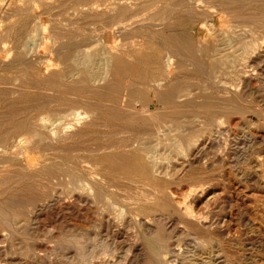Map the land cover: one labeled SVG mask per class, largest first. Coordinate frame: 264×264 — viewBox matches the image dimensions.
Wrapping results in <instances>:
<instances>
[{
	"label": "bare ground",
	"instance_id": "1",
	"mask_svg": "<svg viewBox=\"0 0 264 264\" xmlns=\"http://www.w3.org/2000/svg\"><path fill=\"white\" fill-rule=\"evenodd\" d=\"M56 1L60 2L61 0H15L16 3H31L30 8L34 3H53ZM144 1L142 3H146ZM168 1L171 2L168 3ZM136 2L134 0H115L113 3H125V6H128V3ZM160 5L162 8L164 7L163 13L158 10ZM114 6L116 10H120V4ZM133 6L130 7L133 9ZM149 7L154 10L151 12L153 14L149 18V23L146 22L149 26V29L146 30L149 37L140 41L139 44L149 43L152 48L159 49L160 54L156 56L152 54L153 58L150 65L145 64L144 56L136 55L135 64L127 58L121 57L120 48H117L118 43L115 45H109L107 41L102 42L103 44L99 43L101 45L99 50L97 49L99 44L89 46L83 42L76 46L82 63L98 65L101 70L93 73L89 80L80 71H74L70 75L71 82L66 86L57 83L55 77H61V75L57 71L50 72V69L55 67L52 66L55 59L53 55L59 58L60 63H64L69 55L67 50L72 49L75 44L72 42L73 40H64L65 36L62 35V43L57 46V41L55 42L54 38V26L45 24L39 15L36 16L38 18L37 24L41 30L37 31L38 33H35L34 36L27 34L31 36L27 47L34 52L36 56L34 59L50 66L45 73L39 74L40 87L45 90L50 98L41 106L51 104L64 97L57 94L61 85L68 88L74 99L75 96L79 95L83 85L86 84L89 88L88 91H85L97 96L98 99H90L88 96L80 104L78 103L79 100H71L78 105H70L66 110H57L55 116L40 114L37 123L28 121L24 116V119L21 120L22 123L19 124V133L15 135L17 147L15 146L14 154L7 152L6 139H0V164L7 161L11 162L10 165H3V168L0 169V257H3L1 259L4 261H0V264H7L16 254V251H13V246L21 240V225L23 223H26L28 231L36 235L41 216L43 217L48 213L53 214L67 205L72 206L74 212L71 213L69 226L62 231L58 230L63 235L61 237L63 245L60 243L50 249L46 248L43 254L46 261L52 262L56 258L69 254V259H67L69 264H88L94 261L95 257L97 259L94 264H235L227 252L225 247L227 244L224 245L217 236H213L214 232H211L213 226L220 225L221 222L224 224L223 218L226 215L221 211L219 216H214L212 211H207V208H204L205 211L199 210L198 204L200 200L206 197L207 190H209L207 188L211 186L206 187L204 185L208 180L200 183L199 179L198 184L194 182V185L190 184L191 186L186 190L185 188L180 190L182 187L173 190L171 181L167 179L173 168L181 167L185 170V175L186 172L189 173L192 172V169H196L197 165L204 167L210 164L211 167L212 162H218L221 166H229L236 176L244 177L250 167H259L264 163L262 159L264 148H260L261 142L253 131L254 126L256 129H264V108L258 110L257 115L252 113L255 116H250L253 109L251 110L242 96L243 91L250 87V82L254 79L264 82V0H177V3L173 0H153ZM244 7H248L249 11L242 12L241 9ZM51 8L54 7L51 6ZM254 9L258 12L254 13ZM251 10L253 11L250 12ZM15 13L18 14V12ZM90 15L92 14L90 13ZM124 15L122 13L116 15L113 24L123 23ZM182 16H186L193 23L200 22L201 28L206 29L216 37L219 44L214 46L213 43L198 38L193 31L188 30L183 25V22L179 21ZM242 17L248 18L253 27L248 30L247 27L245 29L239 27L238 19ZM2 21L0 19V55L2 52L10 54L13 50V47L6 45L8 42H5L4 36L9 28L5 27ZM135 22L137 21L135 20ZM260 28L263 29L262 32L259 31ZM112 29H114V33L120 35L129 30L126 24L120 25V28L113 27ZM257 30L263 33L262 37L253 35L257 33ZM130 43L132 44V41ZM212 46L217 48L215 50H220L225 74L230 76L231 85H226L224 81L226 78L224 80L213 79V71L210 66L213 67L214 65L206 56L212 51ZM43 50H46V53H43ZM138 50L145 51L140 47ZM98 54L100 57H96L94 60L93 58ZM12 61H9L8 58L0 59L2 64H8ZM139 66L142 69L137 70L136 68ZM194 79L196 81L201 79L205 82L202 87L203 91L196 90V86L192 82ZM251 90L254 95V89ZM11 93L22 97L24 94L23 85L14 86L11 88ZM0 106L1 108L4 107L1 103ZM14 108L16 107L14 106ZM23 111L25 110L20 109V112ZM233 113L244 115L245 126L242 127L244 130L239 134L230 131L229 126ZM17 114L13 111L10 113L0 112V126L3 125L4 127V124L9 121L8 118L11 117L12 119ZM94 124L101 125L103 136L99 134L102 136V141L86 149L90 152L88 162L86 161L88 165H85L87 163L84 161V165L76 162L70 164L69 162L66 166L64 160L62 163L54 159L58 156L67 157L71 146L74 145L72 141L83 137L88 132V126ZM18 136L20 137L18 138ZM42 141H47L48 145L42 150H52L56 152V155L52 156L53 159L47 157L32 165L30 163L32 162V155ZM211 153L213 155H210ZM53 165L57 169L62 168L69 175L67 188H59L56 185L50 188V182L44 181L45 178L42 174L47 166L53 168ZM11 166L15 168L12 170ZM203 170L205 171V169ZM198 173L193 176L199 178ZM207 173L209 172L207 171ZM192 179L197 181L194 180L195 178ZM47 180L50 181L51 179ZM182 181L185 180L182 179ZM29 182L35 187L42 189L49 187L50 190L48 189L46 194L40 195V199L34 204H28L29 218L24 219L20 217L21 213L17 210L19 207L11 206L15 201L10 196V191L19 190ZM186 185L188 186V183ZM113 186L124 189L127 193H124L125 195L120 194L112 189ZM122 197L124 199L121 200ZM88 222H91L89 227H87ZM172 223H181L182 227L170 233L168 226ZM44 224L52 235L56 229L54 225L52 223ZM125 228L133 229L131 239L128 241L124 240L122 236ZM42 239L39 238V240ZM185 239L188 241L184 244L182 241ZM176 245L179 247L177 248ZM119 249L122 253L121 258L118 255L122 259L121 262L117 260ZM22 250L23 248L20 251ZM175 250H177V254L173 253ZM173 256L175 261L170 262V257ZM244 258L242 262L240 260L241 264H253L251 256Z\"/></svg>",
	"mask_w": 264,
	"mask_h": 264
},
{
	"label": "rangeland",
	"instance_id": "2",
	"mask_svg": "<svg viewBox=\"0 0 264 264\" xmlns=\"http://www.w3.org/2000/svg\"><path fill=\"white\" fill-rule=\"evenodd\" d=\"M2 1L0 0V3H1V6H0V8H1L0 9V11H1L0 12V19L3 20L2 23L4 24V26L9 28L7 34L4 36V38H6L5 42L6 43L8 42L7 44L6 43L5 44L7 46H9V47H13V50L10 52V54L6 53V52H2L1 55H0V59H7L8 58L9 61L10 60L11 61L13 60V61L8 63V64L0 63V75H1L0 76V81H1L0 82V103H1L2 106H4L2 108L0 106V112L3 113L5 111L6 113H8V112L10 113V112L13 111L15 113H18L14 118H12V119H11V117L8 118L9 121L7 122V124H4V127H3V125L0 126V139L1 138L6 139V143L5 144H6L7 148H8L7 152H9V154H14L15 146L17 147V141L15 139V135H17V133H19L18 132L19 131L18 129L20 128L19 124L22 123L21 120L24 119L23 118L24 116H26L28 121H31L33 123L34 122L37 123V122H39L38 116L40 114L55 116L57 110H66V109L69 108L70 105H74V106L78 105L76 103H73L71 100H76V101L79 100L78 103L80 104V102L83 101V99L87 98L88 96H89L90 99L91 98L92 99H98L97 96L86 92V91H88V88H89L86 84L83 85V87L81 88V90L79 92V95L75 96L74 99H73V95L69 92L68 88L64 87V86H66V84H69L71 82L72 78H71L70 75L74 71H80L89 80L93 73L98 72V71L101 70V68L98 65H95V64L85 65L84 63H82L83 62L82 58L79 57L80 55L78 54V50L76 48L77 44H82L84 42L83 44H87L89 46L90 45H95L96 46L99 43L103 44L102 42H105V41H107V43L109 45H115V43L116 44L118 43L117 48L118 49L120 48V56L127 58L128 60L133 62V64H135L134 59H135L136 55L144 56V59L146 61L145 64L150 65L153 56L154 55L156 56L157 54H160L159 49L152 48L149 45V43H146L144 45L139 44L140 41H142L143 39L146 40L149 37V34H147L148 31H146V30L149 29V26L147 24L150 21L149 18L151 17V14H153L151 12H154V10H152L153 8L149 7V6H151V3H153V0L152 1L148 0L149 2L147 0H145L144 2H146V3H142L143 0H134L135 2L136 1L137 2L133 3V4L132 3H128V6H125V3H123V4L122 3H113V2H115V0H89L88 2H87V0H82V1L81 0H79V1H77V0H64V1L61 0L60 2L56 1V2H53V3H36V4L34 3V4H32V8H34V9L29 7V6H31V3H16L15 0H2ZM12 1H13V3H12ZM84 1H86V2H84ZM170 2L171 1H168V3H170ZM173 2L177 3V0H173ZM137 3H139V4H137ZM115 4L116 5L117 4L121 5V6H119L120 10L117 9L118 10L117 11L116 8H114ZM134 4H136V5H134ZM122 5H123V7H122ZM133 5L135 6V8H134ZM21 6L24 9L23 8H19ZM51 6H53L54 8H51ZM68 6H70V7H68ZM130 6H133V9L135 11ZM7 8L8 9L10 8L11 10H8ZM146 8H149V9H146ZM163 8L160 5V8H158V10L160 12H162V11L164 12ZM16 9L17 10L19 9L20 12H19V10L17 11ZM21 9L24 10V11L22 12ZM82 9H85V10H82ZM136 9L137 10L139 9V12H137ZM3 10L6 11V12H4ZM140 11H142L141 14H140ZM241 11L242 12H248L249 8L248 7H244L243 9H241ZM252 11L253 10H251L250 12H252ZM15 12H18V14L15 13ZM256 12H258V11L257 10L255 11V9H254V13H256ZM90 13L92 15H90ZM113 13H115V14H113ZM121 13L125 14L123 16V19H125L123 21V23L121 22V23L113 24V21L117 17L116 15H120ZM98 14H100L101 17ZM135 14L136 15L140 14V15L136 16ZM37 15L40 16V19L45 24H50V25L54 26V28H55L54 29V38H55V42L57 41L56 42L57 46H59L62 43V40H63L62 35L65 36L64 40H73L72 42H74V44H75V46L72 49L70 48V49L67 50L69 55H68L67 60H65L64 63H60V61L58 60L59 58L57 56L53 55L55 59H54V62H53L52 66L53 67L55 66V67H54V69L51 68L50 72L57 71L59 73V75H61V77H59V76L55 77L56 80H57V83L64 84V86H62V85L59 86L57 94L60 97H62V96H64V97H62L63 99L61 98L60 100L54 101L51 104H47L45 106H41V104L45 103L50 98L47 95V93L45 92V90L41 89V87H40L41 79H40V75L39 74L45 73V71H47L48 67H50V66H48L45 63H39L37 61V59H34V57H36L34 55V52L32 50H30L29 47H27V43H28L29 38L31 36L36 35L38 33L37 31L41 30V27L37 24V19H38V18H36ZM86 15H90V16H86ZM147 15H148V17H147ZM5 17H6V19H5ZM139 17H142V18H139ZM140 19L142 20V22H140L141 21ZM135 20L137 22H135ZM48 21H49V23H48ZM143 21H145V22H143ZM179 21L183 22V25L188 30L193 31L198 38L204 39V40H206L209 43H213L214 46L219 44V42H218L216 37L211 35L209 33V31H207L206 29L203 30L201 28L200 22L193 23V22L189 21V19L186 16L180 17ZM243 21H245V22H243ZM139 22H140L141 26H140V24L138 25ZM146 22H147V24H146ZM238 22H239L238 26L241 27L242 29H245L247 27L246 29L248 30V29L253 27L252 26L253 24L250 22V20L248 18L242 17V18L238 19ZM128 23H132V24H136V25H132V26H134V28H131L132 27L131 24L129 25ZM244 23H246V24H244ZM125 24L128 26L129 30L121 33V35L119 33H118L119 34L118 35V34L113 32V30H114V29H112L113 27L114 28H120V25H125ZM136 26H137L138 29L135 28ZM224 26H227V25L224 24ZM238 26H237V28H239ZM241 28H239V29H241ZM142 30H144L145 32H143ZM258 30L256 31L257 33L255 32L256 34H253V35L256 36V37H258L260 35L262 37L263 33H261V32H262L263 29L260 28L259 31H261V32H259ZM17 31H18V33H16ZM136 32H138V33L140 32V33L136 34ZM258 32H259V34H258ZM27 34H29L31 36H29ZM248 34L251 35V33H248ZM16 39H18V40H16ZM130 40L132 41V44L130 43L131 42ZM260 40H262V39H260ZM92 41H94V42L92 43ZM100 44L97 45V46H99V47H97V49H99V50L101 49V45ZM214 46H212V48H213L212 51L210 53H208L209 55L206 54L207 59L211 62L212 65H214L213 67L210 66V68H212L211 70L213 71V79L217 78L218 80H221V79L224 80L226 78L224 80L226 85L227 84L231 85L230 76L225 74V66L223 64V58H222V55L220 53V50H215L217 48H214ZM85 47H88V46H85ZM138 47H140L142 49H145V51L138 50ZM43 53H46V50H43ZM152 54H153V56H152ZM214 54H216V55H214ZM96 57H100V54L95 56L93 59L95 60ZM76 59H77V61H76ZM83 64H84V66H83ZM215 64H216V66H215ZM61 65H63V66H61ZM136 69L139 70V69H142V67L139 66ZM220 72H222V73H220ZM218 73H220V74H218ZM17 74H19V75H17ZM217 74H218V76H217ZM34 78H36V79H34ZM227 78H229V79H227ZM192 82H194V84L196 86V90L203 91L202 87L205 85V82L203 80L197 79V81H196V79H194V81H192ZM16 83L22 84L23 87H24V94L22 95V97L20 95L18 96L17 94L15 95V94L11 93V88H13L14 86L18 85ZM261 86H264V82L254 79L253 81L250 82V87L243 91V95L242 96L244 98L243 97L242 98L246 101L247 104H249V107L251 108V110L253 109L252 112L250 113V116L257 115L258 110H261V109L264 108V98H263L264 97V94H263L264 93V87H261ZM33 89H34V91H32ZM251 89H254V95H253V92H251L252 91ZM260 89H261V91H260ZM257 94H259V95H257ZM4 96H6V97H4ZM11 96H12V98H10ZM64 98H67V99H64ZM70 98H72V99H70ZM216 98H218V97H216ZM4 99H5V101H4ZM250 100H252V101H250ZM259 100L262 101V102H260ZM11 102H13V103H11ZM3 103L8 104V105H5ZM30 105H31V107H30ZM10 106L12 107V110H11ZM14 106L16 108H14ZM154 106H155V104H154ZM5 107H6V109H5ZM20 109H24L25 111L20 112ZM54 109H55V111H54ZM252 113H254L255 115L252 114ZM240 114L241 113H233V114H231V120H230V126L229 127H230V131L232 133L236 132V134L237 133L239 134V133H241L244 130V128H242V127L245 126L244 120H243L244 119V115L241 114L242 115L241 116ZM3 120H4V118H3ZM253 128H254L253 131L255 132V135L259 138V141L261 142V145L259 144L260 148L261 147L264 148V129H256L255 126ZM231 129H233V130H231ZM239 129H240V131H239ZM94 132H97V133H94ZM99 134L103 136L101 125H99V124L89 125L88 126V132L83 137H81L80 139H76V140L72 141L74 145L72 144L73 146H71L70 151L67 153L68 154V155H66L67 157L58 156L57 158H54V159L59 160L62 163H64V161H65L64 164H66V166H68L69 162H70V164L71 163L73 164V163L76 162V163H79L81 165L82 164L84 165L85 162L88 160V155L90 153L86 149L88 147H90V146H95V145L99 144L102 141V136H100ZM262 134H263V136H262ZM19 137L20 136H18V138ZM45 147H48L47 141H42L38 145V147L36 148V151L32 155L33 156L32 157V162H30L32 165H34L37 162L42 161L43 159H45L47 157L53 159V157L56 155V152H54L52 150H48V151L46 149H45V151L42 150ZM75 147L78 150H75L76 149ZM43 152H45V153H43ZM77 155H79V156H77ZM210 155H213V153H211ZM262 159L264 161L263 155H262ZM70 160H72L73 162L70 161ZM82 161H83V163H82ZM217 163L218 162H212L211 163V167H210V164L206 165L204 167H203V165H197L196 169H192V172H189V173L186 172L189 175L186 174V173L184 175L185 170L181 169V167H179V168L176 167L175 169L177 171L173 168L171 170L172 172H170V174L168 175V179L167 180L171 181L170 182L171 183V188L173 190L174 189L175 190L176 189H180L181 187L182 188L180 190H182L184 188L186 190V189H188L191 186L190 184L194 185V182H195V184H198L200 181H201L200 183H203V182H205V180H208L204 185L206 187L208 185H211V186H210V188L209 187L207 188L209 190H207L206 197L204 199H202L203 201L200 200L201 203L199 202V204H198L199 210L205 211V209L207 208V211H209V210L212 211L214 216H219L220 213H222L221 211H223V213L226 215V217L224 216V218H223L224 224L221 222L220 225L213 226L215 229L212 228L211 232H214L213 233L214 235L213 234L212 235L213 236H217L224 243V245L227 244V245H225V247L227 249V252H228L230 258L234 260L235 264H241L242 260L245 259L244 258L245 256H246V258L251 256L253 264H255V263L256 264H259V263L260 264H264V182H262V181H264V171H262V170H264V166H263L264 163L261 166H259V167H257V166L250 167L249 168L250 170L248 171L249 174L247 173L248 176L246 174L244 177L236 176L234 171L229 166H221V165H219V163L218 164ZM10 164H11L10 161H7V162H5L3 164H0V169L3 168L2 167L3 165H10ZM85 165H88V163L85 164ZM198 166H200V167H198ZM219 166H221V167H219ZM54 167H55L54 165H53V168H52V166H47L46 167L45 172L42 174V176L45 178L44 181H46V183L50 182L49 183L50 184V186H49L50 188H51V186H54V185L59 186V188L60 187L61 188H67L66 184H67V180L69 179V175H67V173L62 168L57 169V167H55V168ZM218 167H219V169H218ZM10 168L13 170L15 167L11 166ZM228 168H229L230 171L228 170ZM54 169H56V170L54 171ZM200 169H201L202 173H201V171H199ZM203 169H205V171ZM216 169H218V170H216ZM220 169H221V171H220ZM225 169L228 170L229 172L226 171ZM222 170H223V172H222ZM207 171L209 173H207ZM215 171H217V172L214 173ZM48 173H50V174H48ZM180 173H181V175H180ZM190 173H192V174H190ZM195 173H196V175L198 173L199 178H197V176H193V175H195ZM173 174H174V176H173ZM261 174H262V176H261ZM209 175H211V176L209 177ZM190 176H192V177H190ZM49 178L51 179L50 181L47 180ZM181 178L183 180H185L184 181L185 184H184V182L182 181ZM192 178H195L194 180H197V181H193ZM257 178H260V179H257ZM55 179L58 180V181H56ZM199 179H200V181H199ZM247 180H249V181H247ZM250 180L254 181V182H251ZM174 181H176V183H174ZM177 181H179V182L177 183ZM187 183H188V186L186 185ZM250 183H251V185H250ZM260 183L262 185H259ZM257 185H259V186H257ZM31 186H33V185H31L30 182H29V183H27L25 185V187H23V188H21L19 190L10 191L11 192L10 196L15 201V203L12 204L11 206L19 207V208H17V207H15V208H17V210L20 211V213H21L20 217L21 218L23 217L24 219L25 218L26 219L29 218L28 217V213H27V211H28L27 207H29V205H31V204H34L38 199H40V197L43 194H46L50 190L49 187H45L44 188L45 190H44L41 187H35V186L31 187ZM112 189H115L120 194L123 193V195H125L127 193L124 189H120L117 186H113ZM40 191H41V193H40ZM210 197H212V198L210 199ZM225 197H227L228 199H226ZM16 199H17V202H16ZM122 199H124V197H122L121 200ZM230 201H231V203H229ZM23 202H25L26 204L23 203ZM20 207H21L22 210L20 209ZM218 210H220V211H218ZM73 212L74 211H73L72 206H68L67 205V206H63L61 209H59L57 212H54L53 214L52 213H48L47 215H44L43 217L41 216L40 224H39V227H38L39 230L37 229L36 235H34L33 232L28 231L26 229V223L25 224L23 223L21 225V227H22L21 240L19 239L20 242H17L13 246V251H16V254L13 255L12 260L11 261L9 260L7 262V264H11V263L12 264H30V263H32V264H42V263L43 264H50V263L54 264L55 263L56 264L58 261H59L58 262L59 264H69V263H67V262H69V260H67V259H69V254H65V256L59 257L60 259L56 258V259H54V261L52 260L53 263L49 262V261H46V259L43 257V254L45 253L46 248L50 249L51 247H55L57 244H60V243H61V245H63L62 244L63 241L61 240V237L63 235H61L60 232L65 227L69 226V222L71 221L69 219H71L70 216H72ZM59 216H61V217H59ZM66 218H67V220H66ZM44 223H52L54 225V227L56 229L52 232V235L49 233L48 228L46 227V225ZM56 224H57V226H55ZM85 224L87 225V223H85ZM171 225H172V227H171ZM176 225H178V226L176 227ZM89 226H91V222H88L87 227H89ZM221 226H222V228H221ZM181 227H182L181 223L180 224L179 223H176V224L172 223V224H170L168 226V232L171 231L170 233H172L176 229H178V228L180 229ZM58 230H61V231H58ZM130 230L128 228L127 229L125 228V230H123V235L122 236H123V239L126 240V241L130 240L131 236L133 234V229H130ZM246 230H247V232H246ZM253 230H254V232H253ZM28 236H30L31 238L28 237ZM33 236H35V237H33ZM39 238H41V239L43 238L45 240H43V239L39 240ZM206 238H207V236H206ZM235 240H237V241H235ZM58 241H60V242H58ZM187 241H188V239H185V240L182 241V243L185 244V243H187ZM249 242H250V244H249ZM17 244L20 245V246H18ZM30 245H32V246H30ZM176 246H175V248H176ZM39 247H41V248H39ZM178 247H179V245L177 246V248ZM22 248H23V250L20 251ZM38 249H40V250H38ZM173 253L177 254V250H175ZM121 254H122L121 253V249H119L118 252H117V260L119 262L122 261V259H120L121 256H122ZM253 254H254V256H253ZM118 255H119L120 258L118 257ZM167 256H169V255H167ZM242 256H243V258H242ZM1 258H3V257H0V261L4 262ZM13 259H14V261H13ZM62 259H64L65 261H63ZM96 259L97 258L95 257L93 259L94 261H92V262H90L88 264L96 263ZM235 260L236 261L238 260V261L236 262ZM240 260H241V262H240ZM253 260L254 261L256 260L255 263H254ZM44 261H45V263H44ZM61 261H63V262L61 263ZM174 261H175V257L174 256L170 257V262H174Z\"/></svg>",
	"mask_w": 264,
	"mask_h": 264
}]
</instances>
